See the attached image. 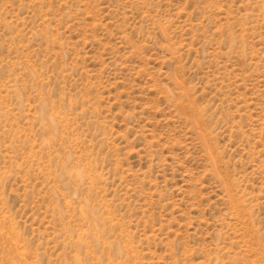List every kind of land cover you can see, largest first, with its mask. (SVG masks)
<instances>
[{"label": "rangeland", "instance_id": "1", "mask_svg": "<svg viewBox=\"0 0 264 264\" xmlns=\"http://www.w3.org/2000/svg\"><path fill=\"white\" fill-rule=\"evenodd\" d=\"M0 264H264V0H0Z\"/></svg>", "mask_w": 264, "mask_h": 264}]
</instances>
